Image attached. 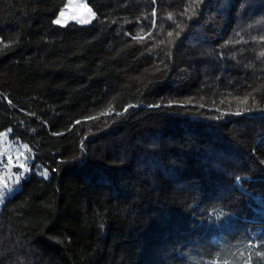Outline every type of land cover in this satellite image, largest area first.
I'll use <instances>...</instances> for the list:
<instances>
[{"label":"trees","instance_id":"obj_1","mask_svg":"<svg viewBox=\"0 0 264 264\" xmlns=\"http://www.w3.org/2000/svg\"><path fill=\"white\" fill-rule=\"evenodd\" d=\"M6 129L0 264H264V0H0Z\"/></svg>","mask_w":264,"mask_h":264},{"label":"rangeland","instance_id":"obj_2","mask_svg":"<svg viewBox=\"0 0 264 264\" xmlns=\"http://www.w3.org/2000/svg\"><path fill=\"white\" fill-rule=\"evenodd\" d=\"M12 130L6 129L0 131V191L4 192L0 201H3L9 193H14L21 185L24 177H27L31 171H36L40 176L49 171L41 166L33 167V152L30 145L11 136ZM24 167L21 168L20 166ZM47 176V177H48ZM20 177L17 183V178ZM8 184H5V183ZM1 203V202H0Z\"/></svg>","mask_w":264,"mask_h":264},{"label":"snow or ice","instance_id":"obj_3","mask_svg":"<svg viewBox=\"0 0 264 264\" xmlns=\"http://www.w3.org/2000/svg\"><path fill=\"white\" fill-rule=\"evenodd\" d=\"M93 15H94V14H93ZM60 16H61V17H64V16H65V13H64V12H61V13H60ZM72 19H73V20H78V22H79L81 25H83V24H87V23H90V20H88V19H83V18H80V17H77V16H73ZM55 23L58 24V25H63V24H66V21H64V20H62V19H57V20L55 21ZM168 106H170V105H160V104L155 105V107H157V108H160V107H168ZM147 107H151V106H148V105H147ZM237 114H239V113H237ZM20 167L23 168L24 166L21 165ZM47 176H48V173H47V171H45V172L43 173V177H44V178H47ZM19 179H20V177L17 178V183L19 182ZM240 179H241V178H237V182H239ZM3 195H4V192H3V191H0V197H3ZM0 202H2V201H0Z\"/></svg>","mask_w":264,"mask_h":264}]
</instances>
